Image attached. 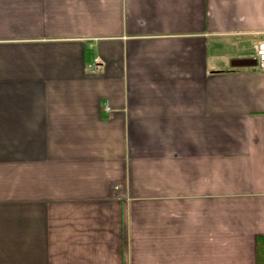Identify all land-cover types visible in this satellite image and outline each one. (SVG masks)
I'll use <instances>...</instances> for the list:
<instances>
[{"label":"crops","instance_id":"obj_1","mask_svg":"<svg viewBox=\"0 0 264 264\" xmlns=\"http://www.w3.org/2000/svg\"><path fill=\"white\" fill-rule=\"evenodd\" d=\"M262 39L264 0H0V264H258Z\"/></svg>","mask_w":264,"mask_h":264},{"label":"trees","instance_id":"obj_2","mask_svg":"<svg viewBox=\"0 0 264 264\" xmlns=\"http://www.w3.org/2000/svg\"><path fill=\"white\" fill-rule=\"evenodd\" d=\"M257 258L258 264H264V235L257 238Z\"/></svg>","mask_w":264,"mask_h":264},{"label":"built area","instance_id":"obj_3","mask_svg":"<svg viewBox=\"0 0 264 264\" xmlns=\"http://www.w3.org/2000/svg\"><path fill=\"white\" fill-rule=\"evenodd\" d=\"M257 61L261 68L264 69V40L259 42L258 48H257ZM110 108L106 106V110H109Z\"/></svg>","mask_w":264,"mask_h":264},{"label":"water","instance_id":"obj_4","mask_svg":"<svg viewBox=\"0 0 264 264\" xmlns=\"http://www.w3.org/2000/svg\"><path fill=\"white\" fill-rule=\"evenodd\" d=\"M234 65L235 66H241V65L242 66H244V65L251 66V65H256V62H255V60L235 61Z\"/></svg>","mask_w":264,"mask_h":264}]
</instances>
